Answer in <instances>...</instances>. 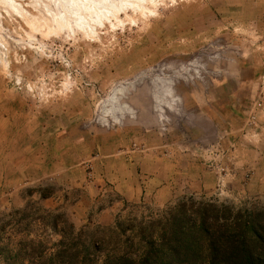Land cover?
Returning <instances> with one entry per match:
<instances>
[{"label":"rangeland","instance_id":"obj_1","mask_svg":"<svg viewBox=\"0 0 264 264\" xmlns=\"http://www.w3.org/2000/svg\"><path fill=\"white\" fill-rule=\"evenodd\" d=\"M57 1L0 0V264L56 216L264 211V0Z\"/></svg>","mask_w":264,"mask_h":264},{"label":"trees","instance_id":"obj_2","mask_svg":"<svg viewBox=\"0 0 264 264\" xmlns=\"http://www.w3.org/2000/svg\"><path fill=\"white\" fill-rule=\"evenodd\" d=\"M53 254L21 244L7 264H264V211L185 197L141 218H118L95 232L58 231ZM31 250V252H30ZM30 252L24 259L22 253Z\"/></svg>","mask_w":264,"mask_h":264},{"label":"bare ground","instance_id":"obj_3","mask_svg":"<svg viewBox=\"0 0 264 264\" xmlns=\"http://www.w3.org/2000/svg\"><path fill=\"white\" fill-rule=\"evenodd\" d=\"M59 1V0H58ZM57 1V2H58ZM84 1V0H83ZM86 1H89V2H94L96 3L97 5L101 6V5H108L109 2L107 0H86ZM111 1V0H110ZM56 2V4H57ZM60 5H64L63 7H65L66 9H70V10H74L76 12H82V4L80 3L81 1L80 0H60ZM88 2V3H89ZM110 5V4H109ZM108 5V6H109ZM97 13V12H96ZM88 15L90 17H92L93 19H95L94 17V14L93 12L91 11L90 13H88ZM64 15H62V18H63ZM99 16V15H98ZM65 17V16H64ZM66 19V18H65ZM60 22V21H59ZM98 23V22H97ZM59 24V23H58ZM64 25V24H63ZM65 27V26H64Z\"/></svg>","mask_w":264,"mask_h":264}]
</instances>
